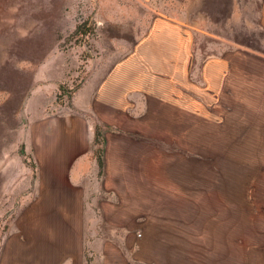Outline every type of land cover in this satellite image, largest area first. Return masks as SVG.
Returning <instances> with one entry per match:
<instances>
[{
  "label": "rangeland",
  "instance_id": "374dc122",
  "mask_svg": "<svg viewBox=\"0 0 264 264\" xmlns=\"http://www.w3.org/2000/svg\"><path fill=\"white\" fill-rule=\"evenodd\" d=\"M187 3L0 0V165L20 160L30 108L74 110L81 88L96 83L99 97L116 74L130 98L118 93L115 113L97 101L90 107L96 156L127 177L133 197V230L116 233L127 264H254L255 250L246 249L264 229V196L255 197L258 212L245 198L264 193V137H242L257 143L244 151L232 135L221 136L220 89L189 70L187 39L179 70L160 64L176 46L172 26ZM157 32L166 35L148 39ZM149 42L155 51L147 57ZM115 144L128 149L108 154Z\"/></svg>",
  "mask_w": 264,
  "mask_h": 264
},
{
  "label": "crops",
  "instance_id": "0c3cea01",
  "mask_svg": "<svg viewBox=\"0 0 264 264\" xmlns=\"http://www.w3.org/2000/svg\"><path fill=\"white\" fill-rule=\"evenodd\" d=\"M176 21V46L160 64L179 70L181 42L187 39L189 70L205 73V87L220 89L221 136L241 141L238 145L245 147L238 150H257V143L242 137H264V0H188L187 13ZM165 35L157 32L148 39ZM147 44L148 57L155 45ZM141 61L148 60L142 55ZM116 78L109 77L99 97L96 83L81 88L74 110L49 112L46 105L36 115L29 109L31 123L20 160L0 165V216L7 217L0 264H127L124 251L117 250L116 233L133 230V197L126 189L127 177L118 176L109 158L100 164L96 156L90 107L97 101L105 113L117 111L111 104L117 103L118 93L124 90V100L130 95ZM108 147V154L128 149L126 144ZM258 195L264 193L251 191L245 198L257 212ZM258 232V241L246 250H255L254 264H264V229Z\"/></svg>",
  "mask_w": 264,
  "mask_h": 264
}]
</instances>
